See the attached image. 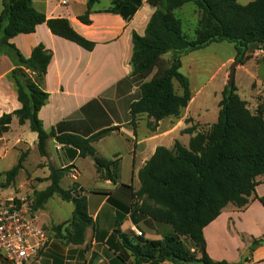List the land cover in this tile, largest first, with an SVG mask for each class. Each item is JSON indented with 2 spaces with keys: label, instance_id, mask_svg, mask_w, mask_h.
I'll return each mask as SVG.
<instances>
[{
  "label": "trees",
  "instance_id": "1",
  "mask_svg": "<svg viewBox=\"0 0 264 264\" xmlns=\"http://www.w3.org/2000/svg\"><path fill=\"white\" fill-rule=\"evenodd\" d=\"M122 0H112L117 5ZM18 2H26L21 6ZM96 0H87L86 10L79 21L89 24V12ZM154 8L143 36L132 35L130 63L132 76L141 82L140 98L130 105L131 124L138 115L145 114L154 130L159 121L182 113L192 99L189 80L179 70L183 56L204 49L212 43L233 44L234 62L243 64L248 59L249 45H264V0L240 5L237 0H147ZM187 4L195 7L199 21L193 38L183 31L178 12ZM0 55L7 56L13 69L8 78L13 83L20 109L0 117V137L8 132L13 117L19 125L29 124L37 135V150L46 156V143L54 139L70 146L79 156L90 158L102 179L115 183L119 165L97 155L93 142L114 129L102 130L89 138L77 135H57L54 129H43L38 113L45 105L48 94L42 85L51 51L36 45L25 58L9 41L19 34H32L38 25L45 24L51 34L73 42L91 51L95 44L73 30L66 19H47L36 11L28 0H1ZM170 54V59L163 57ZM175 81L180 94L173 87ZM217 120L207 131L189 128L187 146L175 142L172 149L159 146L138 172L140 188L131 189V210L171 227V233L161 240L129 237L120 230L116 221L114 234L122 248L132 258L131 264H231L212 260L206 252L203 229L213 222L228 205L244 209L250 202L264 175V113L258 106L251 112L245 101L236 94L234 85L221 92ZM195 132L194 135H192ZM26 154L4 173L1 187L10 186L23 168ZM45 179L49 186L33 190L30 198L33 213L44 208L54 196L73 205L69 220L53 225L54 236L69 245H82L92 219L87 213V201L76 194L77 187L63 189L59 183L68 169L49 167ZM264 208V197L257 198ZM185 242H188L187 246ZM264 244V237L254 239L251 249ZM118 259L125 262L124 257ZM246 257L241 262L246 261ZM2 264V263H1ZM88 264H96L91 259Z\"/></svg>",
  "mask_w": 264,
  "mask_h": 264
},
{
  "label": "crops",
  "instance_id": "2",
  "mask_svg": "<svg viewBox=\"0 0 264 264\" xmlns=\"http://www.w3.org/2000/svg\"><path fill=\"white\" fill-rule=\"evenodd\" d=\"M61 1L28 0L47 19H66L75 32L95 44L91 51L54 36L45 24L38 25L32 34H19L9 42L25 58L38 44L52 53L42 85L48 99L38 113L45 131L54 129L57 135L89 138L102 130L116 128L93 142L92 146L98 156L118 163V177L115 183L102 179L90 158L79 156L76 149L61 145L54 139L47 141L46 156L42 157L37 150L36 133L29 129L28 123L19 125L13 117L8 132L0 137V164L13 156L9 166L0 170V184L4 183V173L16 165L14 160L18 161L22 154L26 156L23 168L7 187H12L13 192L4 193V188L0 186V197L26 198L27 192L32 194L33 190L42 191L49 186L50 182L45 180L49 176V167L68 169L59 185L65 190L76 186L75 193L86 197L92 225L86 229L82 245L65 244L56 238L51 227L69 220L73 205L64 202L70 206L69 216L54 221L50 213L55 208L50 201L58 202L57 211L65 205L58 197H52L42 210L34 213L36 220V213L42 219L39 225L48 232L51 241L32 264H88L91 259L96 264H131L132 258L114 234L116 221H120L121 232L129 237L135 236V231H140L143 239L161 240L171 233L170 226L131 210V189L137 192L140 188L138 172L157 147L172 149L176 141L187 146L191 135L183 131L189 128L200 131L195 127L199 115L196 114L194 119L190 117L191 99L185 113L177 118L168 117L159 121L154 130L148 128L151 119L145 114L136 116L135 126L131 124L130 105L140 98L139 86L142 82L131 75L132 35H144L154 12L147 0H122L117 5L112 0H104L103 5L101 0H96L89 12V24L79 21V17L85 13L87 0H65L66 4ZM18 4L25 6L26 2ZM249 48L247 56L259 62L264 60V45L252 44ZM233 60L234 57L229 58L221 70ZM12 69L11 60L0 55V117L21 107L14 85L8 78ZM226 76L225 70L223 85ZM174 84L175 81L173 87ZM188 118L189 122L186 121ZM32 154L36 156V161L27 170L26 161ZM257 181L255 193L244 209L228 205L203 229L206 252L212 260L231 264H264V244L251 249L254 239L264 237V208L257 200L264 197V175L258 177ZM48 209H51L50 213ZM246 249L250 251L247 260L241 262ZM118 255L124 257L125 262L120 261ZM1 263L9 264L0 257Z\"/></svg>",
  "mask_w": 264,
  "mask_h": 264
},
{
  "label": "rangeland",
  "instance_id": "3",
  "mask_svg": "<svg viewBox=\"0 0 264 264\" xmlns=\"http://www.w3.org/2000/svg\"><path fill=\"white\" fill-rule=\"evenodd\" d=\"M252 1L254 0H237L240 5H246ZM101 3L102 5L105 4L104 0H101ZM1 11L2 5L0 3V13ZM178 16L184 23V33L188 38H193L194 30L199 21V13L196 11L195 7L191 4L185 5L178 12ZM248 51H250V48H248ZM234 56L235 51L233 44L221 42L211 44L205 49L191 52L182 59V66L179 72L189 80L190 89L192 91V102H190L189 110L191 111V114L189 115L190 117H193L192 119L195 118L196 114L199 115V118H197L199 122L195 124V127L200 131H207L217 120L221 92L224 88L223 86L228 82V73L234 60L226 65L223 70H221V66L225 64L229 58ZM170 57V54H167L164 56V59L169 60ZM225 70L227 72V78L225 85H223L222 76ZM233 85L236 88V94L241 100L246 102L247 107L251 112L254 113L260 105L263 107L264 113V60L259 62L257 59H251V57H249L248 59H245L243 64L237 63ZM201 87L202 89H199ZM174 89L177 94H180V88L176 82L174 84ZM185 109L182 110V114L185 113ZM186 121L189 122V118ZM182 140L183 144H185V140ZM12 157V155L9 156L7 162L5 161L0 164V170H4L9 166L8 164L12 160ZM35 161L36 156L34 154L29 155L25 168L28 170L29 165L34 164ZM16 162L17 159L14 160V164H16ZM31 189H33V187H31ZM3 192L7 194L10 192L12 193L13 189L12 187L4 188ZM25 195L27 202H30L31 192H27ZM57 203L55 201H50V205L55 208L53 213H50L51 209H48L49 213L53 216L50 218L54 221L65 218L70 210V206H67L68 204L63 202L65 206L62 210L57 211ZM36 216L38 218V224L41 223L42 219L38 217L37 213ZM185 243L187 246L189 245L188 242ZM247 252L248 249L243 252L241 258H243Z\"/></svg>",
  "mask_w": 264,
  "mask_h": 264
},
{
  "label": "built area",
  "instance_id": "4",
  "mask_svg": "<svg viewBox=\"0 0 264 264\" xmlns=\"http://www.w3.org/2000/svg\"><path fill=\"white\" fill-rule=\"evenodd\" d=\"M66 4L65 0L61 1ZM141 237L140 231H135ZM51 239L38 224L26 198L0 197V257L9 264H32Z\"/></svg>",
  "mask_w": 264,
  "mask_h": 264
},
{
  "label": "water",
  "instance_id": "5",
  "mask_svg": "<svg viewBox=\"0 0 264 264\" xmlns=\"http://www.w3.org/2000/svg\"><path fill=\"white\" fill-rule=\"evenodd\" d=\"M236 66H237V62H233L232 65H231V68L229 70L228 82H227V86L228 87H231L233 85L234 73H235ZM249 252L250 251L248 250V252L243 256V258H245L248 255Z\"/></svg>",
  "mask_w": 264,
  "mask_h": 264
}]
</instances>
